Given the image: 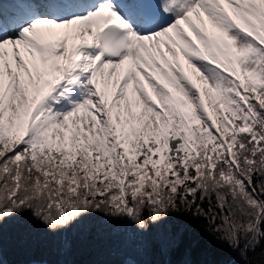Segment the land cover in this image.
Segmentation results:
<instances>
[{
    "label": "snow or ice",
    "instance_id": "1",
    "mask_svg": "<svg viewBox=\"0 0 264 264\" xmlns=\"http://www.w3.org/2000/svg\"><path fill=\"white\" fill-rule=\"evenodd\" d=\"M5 3L0 225L190 222L264 264V0Z\"/></svg>",
    "mask_w": 264,
    "mask_h": 264
},
{
    "label": "trees",
    "instance_id": "2",
    "mask_svg": "<svg viewBox=\"0 0 264 264\" xmlns=\"http://www.w3.org/2000/svg\"><path fill=\"white\" fill-rule=\"evenodd\" d=\"M171 230L162 224L144 237H137L99 216H90L53 236L25 220L5 221L0 225V254L4 257L0 264L40 260L59 264L62 258L65 264H122L124 254L136 257L141 264H231L238 259L231 249L200 235L190 222H185L182 242L165 247L161 242Z\"/></svg>",
    "mask_w": 264,
    "mask_h": 264
},
{
    "label": "rangeland",
    "instance_id": "3",
    "mask_svg": "<svg viewBox=\"0 0 264 264\" xmlns=\"http://www.w3.org/2000/svg\"><path fill=\"white\" fill-rule=\"evenodd\" d=\"M117 229H120V228H117ZM0 258L1 259L4 258L2 256V254H0ZM64 260L65 259L62 258L61 261L59 262V264H65L64 263ZM27 264H47V263H46V261L40 260V261H32V262H29ZM122 264H141V262H139V260L136 257H134V256H132L130 254H124V260H123V263Z\"/></svg>",
    "mask_w": 264,
    "mask_h": 264
}]
</instances>
